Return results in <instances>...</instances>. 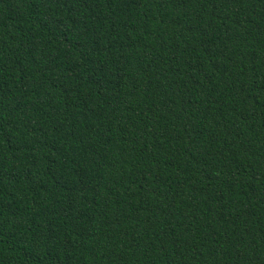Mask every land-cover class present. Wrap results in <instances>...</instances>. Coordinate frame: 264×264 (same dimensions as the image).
Wrapping results in <instances>:
<instances>
[{"label":"trees","instance_id":"1","mask_svg":"<svg viewBox=\"0 0 264 264\" xmlns=\"http://www.w3.org/2000/svg\"><path fill=\"white\" fill-rule=\"evenodd\" d=\"M0 264H264V0H0Z\"/></svg>","mask_w":264,"mask_h":264}]
</instances>
